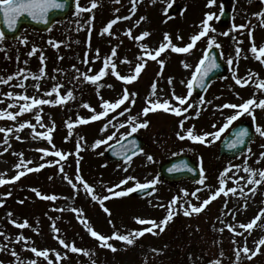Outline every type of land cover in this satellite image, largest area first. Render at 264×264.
Returning <instances> with one entry per match:
<instances>
[{
    "label": "rangeland",
    "instance_id": "rangeland-1",
    "mask_svg": "<svg viewBox=\"0 0 264 264\" xmlns=\"http://www.w3.org/2000/svg\"><path fill=\"white\" fill-rule=\"evenodd\" d=\"M92 2L77 0L74 14L47 32L26 30L16 40H0V80L13 77L7 84L0 82V111L17 114L15 120L7 116L0 118V128L13 129L12 132H0V179L9 181L0 185V247L3 248L0 264H30L33 260L36 264H212L217 260L220 264H264V245L258 243L264 238V215L261 214L264 210V181L259 185L249 183L250 174L244 171L245 167L264 169V158L261 157L264 136L256 132L248 152L232 159H218L219 142L229 128L211 144L188 138L181 140L177 136L178 132L184 135L192 126H195L196 134L214 133L223 126L227 117L237 111L217 106L239 105L253 97L257 102L264 99V89L257 86L264 80V58L257 59L258 53L251 52L253 40L258 49L264 46V18L254 15L264 12V0H230L232 20L226 26L218 23L223 0H214L211 5L209 0H136L134 13L132 0H119L118 3L116 0H96L98 6L95 8H91ZM171 6L179 9L169 13ZM89 8L91 11L84 10ZM208 13L215 14L209 21L215 31L197 41L190 52L175 53L167 49L157 60L151 59L148 53L155 54L166 33L171 35L177 46L190 43L191 36L202 30L201 22ZM116 16L130 19L117 21L110 30L111 35L103 33ZM141 17L145 19L141 20ZM233 25L248 27L239 29ZM129 29L131 36L128 35ZM145 31L150 35L137 40L136 37ZM225 32L228 35H224ZM211 37L219 45L225 62L232 59L233 63L229 64L227 75L212 82L207 92L198 98L192 90L189 94L188 82ZM142 44L148 46L147 51L141 47ZM237 47L242 49L238 58ZM113 49L116 50L114 56ZM40 57L45 59L42 61ZM106 57L116 64V69H106L108 74L95 84L87 80V75L100 72ZM160 59L165 61L163 67L158 62ZM141 62L146 63L137 80L128 83L116 75V72L120 75L134 74ZM184 63L191 67L185 68ZM42 67L45 69L43 72L40 71ZM22 69L25 71L21 72ZM33 73L40 78L34 79ZM234 73L243 79H247L250 73L253 75L247 85L240 86L235 83ZM37 83L40 85L38 89L35 87ZM153 84L156 85L155 94ZM56 85L60 86L59 91L52 93L51 89ZM125 89L134 103L125 101L100 119L78 123L81 118L88 119L103 111V101L114 103L120 99ZM68 91H72L74 98L60 104L38 106L42 109L39 112L33 108L20 113L25 94L55 100L66 96ZM9 92L18 95L9 97L6 95ZM173 92L188 97V103L193 107L182 116L163 109L150 111L146 116L143 114V109L149 106V99L161 102L167 99L172 105L187 107V104L179 105ZM125 107L128 111H124ZM250 107L251 113H244L232 125L249 119L255 124V131L258 126L264 128V109ZM122 111L123 115H120ZM196 111L200 112L199 116L195 115ZM37 114L42 117L41 121L36 120ZM130 117H137L135 123L148 121L147 127L134 132L144 137L143 151L128 160L109 162L103 156L104 151L119 141L121 134L131 132V126L126 123ZM184 117L188 118L184 120L182 129L180 120ZM29 122L35 125L34 129L28 126L20 129L21 123L27 125ZM69 123L73 124L71 130L67 127ZM121 123L124 127H119ZM105 125H108L106 129ZM49 128L53 129L51 141L46 136H37L40 132L47 133ZM113 133L112 140L93 147L98 140H106ZM54 142L56 146L52 144ZM52 145L54 147L49 149ZM41 149H47L48 154ZM69 149H72L70 162L62 163V159L54 154L55 151L66 154ZM178 153L195 155L202 170L199 181L172 183L158 176V164ZM148 156L153 159L149 160ZM18 164L20 168L16 167ZM40 164L44 167L39 171L27 172V168L35 169ZM230 165L239 168L232 167L226 173L225 169ZM61 166L63 172L60 171ZM21 170L26 174L17 181H11V177ZM222 175L232 177L227 180L225 188L234 187L236 193H228L227 196L222 193L201 212L185 215V208L190 211L192 205L200 206L221 187L219 180ZM129 176L136 179L121 184ZM153 179L158 182L153 192L145 197L115 196L108 191H124L137 182L143 184ZM85 184L93 189L91 193L85 189ZM34 190L41 195L38 196ZM45 195L58 198L50 201L42 198ZM93 195L100 199L104 196L110 198L101 204L100 199L92 198ZM175 197L180 199L172 207L174 215L163 231L154 228L152 232L136 237L131 245L117 239L109 240L116 251L101 246L98 238L92 237L88 231V225H91L102 235L111 237L114 232L128 234L151 227L139 224L136 218L155 220L159 224L168 214L170 202ZM105 208L109 212H105ZM257 215L261 218L252 229L242 227ZM24 219L29 221L30 227L21 229L12 223L13 220L21 223ZM82 220L85 223H81ZM229 224L235 226V231L226 227ZM222 228L224 230L220 231ZM19 235L25 239L18 241L16 237ZM58 238L86 251L72 252L70 247L60 244ZM245 244L251 251L248 254L241 251L237 262L236 250H242ZM33 247L49 250V256H37L31 251ZM13 252L17 255L14 256Z\"/></svg>",
    "mask_w": 264,
    "mask_h": 264
},
{
    "label": "snow or ice",
    "instance_id": "snow-or-ice-1",
    "mask_svg": "<svg viewBox=\"0 0 264 264\" xmlns=\"http://www.w3.org/2000/svg\"><path fill=\"white\" fill-rule=\"evenodd\" d=\"M116 2L118 3L119 0H116ZM153 2H155V0H153ZM212 3H214V0H209V4L211 5ZM132 4H133V8L132 11L133 13L135 12V5H136V0H132ZM98 4L96 3V0H93L91 8H95L97 7ZM65 7V2L64 0H0V11L3 12L4 18L8 24L9 28H14L16 26V22L19 19V17L23 14H28L32 17V19L34 20H40L43 22H47L48 20V15L49 12L53 9H62ZM79 7V6H78ZM91 8L89 9H84L85 11H91ZM117 11H119L117 9ZM215 14L213 13H208L206 14V18L204 21H202V30L198 33L195 34L193 36H191L190 38V43H188L187 45L180 47L177 46L176 44H174L172 42V38L171 35L166 33L164 36V42H162L159 45V48L155 50V54H151L148 53L151 57L152 60H157V58L161 55V53L165 52L167 49H171L172 52L175 53H188L190 52L196 45V42L199 41L202 37H205L208 35V33L210 31L214 32L215 29L209 24V21L213 19ZM254 15L260 16L262 18H264V12L261 13H255ZM130 19V17H121V16H116L115 19L111 20L108 25L103 29V33H108L109 35H111L112 33L110 32V30L112 29V26L114 24L117 23V21L119 20H127ZM145 19L144 17H141V20ZM233 27L239 28V29H245L248 26L247 25H233ZM131 29L128 30V35L131 36ZM150 35L149 32L145 31L143 32L140 36L136 37L137 40H143L145 37H148ZM224 35H228L227 32L224 33ZM4 39V32L3 30H0V40ZM179 39H182V37H179ZM49 43H51V41H49ZM58 46V45H56ZM213 46L215 47H219V45L216 43L215 38L211 37L209 39V43H208V49H212ZM142 48H144L147 51L148 46L146 44H142L141 45ZM209 50L205 51V55L201 58V60L199 61V64L196 66V70L192 75V79L188 82V89H189V94L191 93V90L193 89L194 84L198 83L199 86L201 88L205 87V80L209 74V72L213 69V68H218L220 65L217 63V58L214 54H212ZM35 49H33V53H35ZM97 52L99 51L98 49L96 50ZM242 51V49H240L239 47H237L236 49V53H237V58L239 57L240 52ZM251 52L253 54H257V59H261L264 58V46H261L259 49L256 47L255 42L253 40L252 43V47H251ZM112 55H116V50L113 49L112 50ZM40 59L43 61L45 58L44 57H40ZM62 59V57H61ZM159 64L161 65V67H163L165 61L163 59H160ZM264 62V61H262ZM145 63L146 62H141L139 63L135 70H134V74L131 75H120L118 72H116V75L119 77L120 80L131 83L132 81L137 80V78L139 77L141 70L145 67ZM229 64L233 63L232 59H229L228 61ZM75 67V66H73ZM109 67L111 68V70H115L116 69V64L111 62L110 58H105L103 61V68L100 70V72L96 75H87L86 79L91 81L92 83H97L103 76L107 75L108 73L105 71L106 69H109ZM184 67L185 68H189L191 67V65L184 63ZM45 69L42 67L41 68V72H43ZM25 70H21V72H24ZM20 73H17V75H19ZM33 76L34 79H39L40 77L37 76V74H31ZM252 75L253 74H249L247 79H243L240 78L238 76L235 75L234 73V79H235V83L237 85L240 86H245L247 85L251 79H252ZM258 75V74H255ZM27 77H25L26 79ZM13 77L12 76H8L7 79H3L0 80V82L7 84L10 80H12ZM169 83H171V78L169 79ZM20 87H24L23 84L19 85ZM259 88L264 89V80L260 81L259 84L257 85ZM35 87L38 89L40 87V85L37 83L35 85ZM60 86L56 85L51 89L52 93H58ZM153 88V94H155V89H156V85L153 84L152 85ZM50 94V93H49ZM9 97H13L15 95L18 94H14V93H7L6 94ZM173 96L174 99L176 101L179 102V105H185L187 104V107H180V106H175L172 105L170 103L169 100L165 99L163 102H161L159 99L153 101L151 99L148 100V107H145L143 109V114L146 116L150 111H154L157 109H163L165 111H171L173 112L175 115L177 116H182V113H186L188 111L189 108L193 107V105L191 103H188V97H181L178 95H175V93L173 92ZM74 98L73 97V93L72 91H68L66 96H59L58 99L55 100H49V99H41V98H37V97H30L27 94L22 96V99L25 101V103H23V105L20 107V113H25V112H29L31 111L33 108H37L38 112L41 111L42 109H39L38 106L41 105H45V104H60L65 102L67 99H71ZM125 101H129L130 103H134V100H130V94L128 92L127 89L124 90L123 95L120 99H117L114 103L110 102V101H103V111H100L99 113H96L94 115H91L88 119L85 118H81L78 123H88L89 120H97L100 119L104 116H106L108 114L109 110H114L116 108H119L121 105L125 104ZM204 101L201 100V104H203ZM250 106H255L258 108H262L264 109V99L260 100L259 102H257L255 100V98H250L247 101H245L242 104H226V105H222V106H217L218 108H222V107H228V108H232V109H236L237 111L235 112L234 115H231L229 117H227L226 122L223 124V126H221L216 132L214 133H209V132H205L203 134H196L194 131L195 126H192L191 128H188L185 131L184 135H181L179 132L177 133V136L183 140L185 138L191 139L193 141H198V142H203V143H207V144H211L213 143L216 139H219L221 134H223L225 132V130H227L231 125L232 122L237 120L241 115H243L244 113H251L252 109ZM85 107H90L89 105H85ZM124 111H128V108L125 107ZM93 112H95V110L93 109ZM120 115H123V111L120 113ZM196 116L200 115L199 111H196L195 113ZM7 116L8 118L15 120L17 114L14 112H4V111H0V118ZM188 117H184L180 120V127L183 129L184 128V120L187 119ZM36 120L41 121L42 117L37 114L36 115ZM137 120V117H130L128 121H126V123H128L131 126V132L130 133H124L121 134L120 139L123 140L125 136L127 135H131V133H134L138 130V128L140 127H147L148 126V121H143L142 123H135V121ZM109 124H111V121H109ZM26 126L31 127V128H35V125H32L30 122L27 123V125L25 123H21L19 125L20 129L25 128ZM67 127L69 128V130H71L73 128V124L69 123L67 125ZM105 129L108 127V125L104 126ZM119 127H124V124L121 123L119 125ZM213 127H215V125H213ZM52 128L48 129V132H40L37 133L38 137H47V139L49 141L52 140V136H51V132H52ZM118 130V128H117ZM12 132L13 129L12 128H8V129H3L0 128V132ZM256 132L260 133V135L264 136V128L261 127H257L256 128ZM248 135V130L247 129H241L239 132H237L235 134V138L232 139L229 144L228 147L229 148H235L238 145L244 143V138ZM115 136V133H113L111 136L107 137L106 140H98L96 142V144L93 146H98L99 144L102 143H106L107 140H112L113 137ZM208 137H212L211 140L207 139ZM20 137H17V139H19ZM40 151L44 152L45 154H48V150L47 149H41ZM140 151L142 152L143 149H140ZM56 156L60 157L61 159H65L66 158V154L61 152V151H55L54 153ZM22 155V153L20 154ZM261 157L264 158V153H261ZM128 159H131V157H128ZM149 160H152L153 158L151 156H148ZM49 163H52L51 161H49ZM78 163V161H77ZM17 168H20L21 165L18 164L16 165ZM44 164H40L38 167L34 168H27V172H32V171H39L40 168H43ZM232 167H236L237 169L239 168V166H232L230 165L228 168L225 169V172H229L231 171ZM175 170V169H173ZM60 171L63 172L64 169L61 166ZM244 171L248 172L249 175V179L248 182L255 184V185H259L262 181H264V169H260V170H254L251 169L250 167H245ZM26 173L24 170H21L18 172V174L16 176L11 177V181H16L19 180L22 176H24ZM259 176V179H255L256 176ZM67 178V177H65ZM78 179H82L81 177H77ZM232 177H227L222 175L219 183L221 185V187H219L214 193H212L210 195V197L208 199H205L202 204L200 206H195L192 205L191 206V210L189 211L188 208L184 209V214L185 215H191L193 212L195 213H199L203 210V208L205 206H207L212 200L216 199L217 197H219L222 193L227 196L228 193H233L235 194L237 189L234 187H230V188H225L226 182L228 179H231ZM135 177L129 176L127 177L126 180H122L121 184H127V182L129 180H135ZM241 179H243L241 177ZM9 181H6L4 179H0V185L5 184ZM158 182L157 179H153L152 181H149L147 183H139L137 182L135 184L134 187H128L126 188L124 191H116V192H112V189H108V191L110 193H112L115 196H126L134 191H136L137 189H147L150 188L151 186L155 185ZM204 181L201 180V183H203ZM69 183H71V181L69 180ZM75 188V185H72ZM85 189L88 192H92L93 189L88 186L87 184L84 185ZM118 187V186H117ZM36 191V194L38 196L41 195V193L38 190H34ZM250 191H254V189H250ZM7 195H11V193H8ZM185 195H187V192H185ZM193 196L196 195L195 192L192 193ZM43 199L46 200H50V201H54L56 200L58 197L56 195H45L42 197ZM93 199H100L98 197H96L95 195H93L92 197ZM110 197L109 196H104L102 199H100V203L103 204L105 200H108ZM179 197H175L173 198V200L170 202L169 205V211L168 214L166 215V217L159 222V224H157V222L155 220H145V219H141V218H136L137 222L141 225H151V227H144L142 230H133L132 232L128 233V234H120L119 232H114L113 235L110 236H106V235H102L100 232L94 230L91 225H88V231L90 232L92 237L98 238L101 246L107 247L109 249H111L112 251H116V248L114 247V245L112 243H109V240L112 239H117L119 241H123L126 242L128 245H131L135 242V238L144 235V233L146 232H152L154 228H159L160 231L164 230V226L167 225L168 221L172 219L174 212L172 209V207L174 205L177 204V201L179 200ZM21 203H23V201H21ZM161 207H163V205H161ZM226 207V205H225ZM245 207H247V205L245 204ZM105 212H109V210L107 208L104 209ZM77 211V210H74ZM82 211V210H81ZM79 214V212H78ZM262 215H264V210H262ZM261 216L257 215L250 223L248 224H244L242 225L243 228H245L246 230L248 229H252L254 225H256L257 221L260 220ZM12 223L14 225H17L19 228L23 229L26 227H30L29 225V221L27 219H24L23 222L18 223L17 221L13 220ZM81 223H85V221H81ZM53 227L55 228V224H53ZM226 227H228L229 229H231L232 231H235V226L234 225H226ZM224 229H220V231H223ZM56 231H59V229H56ZM240 235H243V233H240ZM16 239L18 241H22L25 239V237L23 235H19L16 237ZM59 239V238H58ZM60 244L64 245L65 248H71L72 252H85V249H81L79 247H77L74 243L69 245L68 243L65 242L64 239H59ZM259 245H264V238L259 240ZM3 248L0 247V251H2ZM31 251L33 253H35L37 256L39 257H48L49 256V250L45 249V250H38L36 248H31ZM243 251V253L248 254L251 250L247 247V245L245 244V246L243 247V249H237L236 250V257H237V262H239L240 259V252ZM256 251H259V248H257ZM14 256H16L17 254L15 252L12 253ZM253 255L255 254V252L252 253ZM57 256H59V254H57ZM249 259L251 258L250 256L248 257ZM30 264H36V261L33 260L30 262ZM212 264H220V261H213Z\"/></svg>",
    "mask_w": 264,
    "mask_h": 264
},
{
    "label": "water",
    "instance_id": "water-1",
    "mask_svg": "<svg viewBox=\"0 0 264 264\" xmlns=\"http://www.w3.org/2000/svg\"><path fill=\"white\" fill-rule=\"evenodd\" d=\"M65 2V7L62 8V9H53L49 12V15H48V20L47 22H43V21H40V20H34L32 19V17L30 15H27V14H24L23 17H21L20 19L17 20L16 22V26L14 28H9L8 27V24L4 18V15L2 13V11H0V25H1V28L4 32V35L8 38H15L18 36L20 30L22 29L23 26L25 25H29L35 29H38V30H44L46 28H48L56 19H63L66 17V15L68 13H71L72 9H73V4H74V0H64ZM230 20V12L228 9H226L224 11V13L222 14L221 16V21L223 23H227L229 22ZM212 51H215L214 49L211 50ZM217 62L219 63V67H218V72L213 71L211 74L212 76L209 74L205 80V87L201 88L199 86V84L197 83V88H196V91L198 94L202 93L206 86H207V83L210 82L213 78L212 77H219V76H222L225 74V71H226V66L223 64V62L221 60H217ZM216 72V76L213 75L214 73ZM242 127L241 126H238L236 129H239ZM142 143V139L141 137H138V136H135V137H130L128 139H126L125 141L117 144L116 146H112L111 149L112 150H109L107 152V155L110 157V158H121V157H126L134 152L137 151L138 147L141 145ZM123 147H126L128 148L126 152L123 151ZM224 147V145H223ZM116 150V152L119 153V156H113V154L115 153L113 150ZM223 149V148H222ZM242 150H245L244 147H235V148H232V150L230 151H233V152H237V151H242ZM123 151V152H122ZM227 152L224 150V153ZM183 158H185V156H182ZM187 158V157H186ZM183 161L185 160H180V161H177L179 163H183ZM161 171L163 172V175H165L166 173H164L165 169L163 166H161ZM185 176V175H189L188 173L184 172V171H177L175 173H171L170 175L171 176H168L169 178L168 179H171V180H177L180 178V176ZM174 175V176H173ZM138 194V193H136Z\"/></svg>",
    "mask_w": 264,
    "mask_h": 264
}]
</instances>
